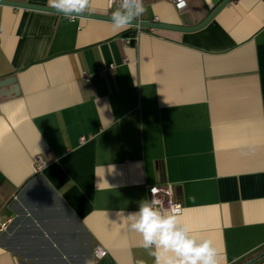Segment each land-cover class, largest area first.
<instances>
[{
    "label": "crops",
    "instance_id": "0c3cea01",
    "mask_svg": "<svg viewBox=\"0 0 264 264\" xmlns=\"http://www.w3.org/2000/svg\"><path fill=\"white\" fill-rule=\"evenodd\" d=\"M220 1L144 0L139 19L192 26ZM160 180L225 264L264 251V0L193 31L0 4V264H153L119 214Z\"/></svg>",
    "mask_w": 264,
    "mask_h": 264
},
{
    "label": "clouds",
    "instance_id": "9594fccd",
    "mask_svg": "<svg viewBox=\"0 0 264 264\" xmlns=\"http://www.w3.org/2000/svg\"><path fill=\"white\" fill-rule=\"evenodd\" d=\"M184 2L180 0V5ZM47 5L69 22L92 10V0H47ZM146 11L144 0H119L110 15L113 28L127 29ZM150 192L151 197L141 199L136 211L119 215L128 230L140 237V246L153 258V264H225L226 256L213 240L195 234L183 222L181 205L166 207L155 185ZM85 264H94V261L88 259Z\"/></svg>",
    "mask_w": 264,
    "mask_h": 264
},
{
    "label": "built area",
    "instance_id": "2783aa9c",
    "mask_svg": "<svg viewBox=\"0 0 264 264\" xmlns=\"http://www.w3.org/2000/svg\"><path fill=\"white\" fill-rule=\"evenodd\" d=\"M108 1V6L115 4L117 5L119 3V0H107ZM170 1L175 9L177 10H182L184 7H186V0L184 2V5H180V0H168ZM141 27V26H137ZM112 68V65L110 66ZM99 73H103V69H99ZM82 76L84 80H90V76L86 71H82ZM44 164V159L40 155H35L34 157V168L39 169ZM156 186L159 189L158 196L159 198L163 201L164 205L166 207H171L172 205L179 204L182 207V203L180 199H178V193L176 189V185L174 183H170L164 180H160L155 184L152 185H147L146 187V192H147V197H151V192L150 189L153 186ZM12 222V217L8 216L3 219H0V231H5L8 229L10 223ZM104 251L100 246H96L94 249V254L96 255H102Z\"/></svg>",
    "mask_w": 264,
    "mask_h": 264
},
{
    "label": "water",
    "instance_id": "95a60500",
    "mask_svg": "<svg viewBox=\"0 0 264 264\" xmlns=\"http://www.w3.org/2000/svg\"><path fill=\"white\" fill-rule=\"evenodd\" d=\"M230 0H221L213 9L212 11L203 19L201 22H197V24L192 26H181V25H173V24H166V23H159L154 21H142L137 20L136 22L132 23L133 26H141V27H150V28H161V29H170V30H177V31H193L198 30V28L204 26L211 18L224 6L226 5ZM0 4H7L11 6L16 7H23V8H33V9H40V10H47V11H53L57 12L54 9H51L48 7V5H37V4H31L26 2H20L19 1H12V0H0ZM84 17H90V18H97V19H104V20H110V15H100V14H94V13H86L83 14ZM261 255H264V251H261L257 255L251 257L248 259V261H244L240 264H248L259 258Z\"/></svg>",
    "mask_w": 264,
    "mask_h": 264
}]
</instances>
